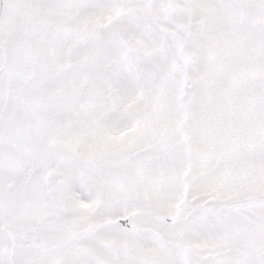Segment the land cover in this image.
<instances>
[{
  "label": "snow or ice",
  "instance_id": "1",
  "mask_svg": "<svg viewBox=\"0 0 264 264\" xmlns=\"http://www.w3.org/2000/svg\"><path fill=\"white\" fill-rule=\"evenodd\" d=\"M0 264H264V0H0Z\"/></svg>",
  "mask_w": 264,
  "mask_h": 264
}]
</instances>
